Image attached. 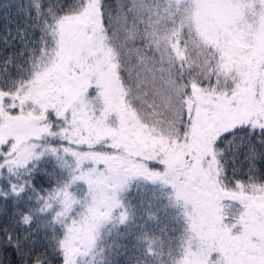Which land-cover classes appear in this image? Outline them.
I'll use <instances>...</instances> for the list:
<instances>
[{
	"label": "snow or ice",
	"instance_id": "snow-or-ice-1",
	"mask_svg": "<svg viewBox=\"0 0 264 264\" xmlns=\"http://www.w3.org/2000/svg\"><path fill=\"white\" fill-rule=\"evenodd\" d=\"M28 83L72 104L49 108L55 121L79 114L115 130L147 163L186 159L249 216L264 213V0H0L9 115ZM46 174L39 162L19 181L0 174V252L15 264H65L39 218L24 216ZM253 230L210 264H264Z\"/></svg>",
	"mask_w": 264,
	"mask_h": 264
},
{
	"label": "rangeland",
	"instance_id": "rangeland-1",
	"mask_svg": "<svg viewBox=\"0 0 264 264\" xmlns=\"http://www.w3.org/2000/svg\"><path fill=\"white\" fill-rule=\"evenodd\" d=\"M66 100L59 89L50 92L28 83L19 92V113L9 115L7 103L0 104V151L5 149L0 169H7L0 174L15 175L16 171L31 169L44 157H53L67 167V179L62 185L65 195L58 210L64 227L59 244L65 264H86L85 256L94 250L98 233L113 218L119 220L122 195L132 184L147 181L170 190L169 201L180 210L185 221L183 253L177 264H210L212 252L222 244L239 243L252 229L255 230L250 232V243L264 239V228H261L264 213L258 211L255 217L249 216L246 201L234 203L233 198L220 194L198 165L180 158L165 163L161 170L147 169L134 159L135 152L115 130H108L79 114L57 122L56 129L45 125L42 121L49 108L56 109L60 115L71 113L72 104ZM75 125L108 134L110 152L89 148L84 152L89 155L90 164L101 163L100 167L93 166L82 172L80 159L83 160L84 154L83 158L79 156L76 148L41 142L48 137H60L77 145L81 141ZM83 144L88 145V140Z\"/></svg>",
	"mask_w": 264,
	"mask_h": 264
},
{
	"label": "trees",
	"instance_id": "trees-1",
	"mask_svg": "<svg viewBox=\"0 0 264 264\" xmlns=\"http://www.w3.org/2000/svg\"><path fill=\"white\" fill-rule=\"evenodd\" d=\"M25 86L26 84L20 85L19 92ZM42 122L50 125L51 129L57 128L58 123L50 113L44 116ZM75 126L81 141L78 146L67 143L66 138L60 137H48V140L41 142L47 145L68 144L76 148L79 156L83 158L84 154L83 160L80 159L82 172L93 166L100 167L101 163L90 164L91 159L84 152L86 148L110 152L111 148L102 146L108 144V134L101 133L98 129L92 131L89 128L87 131ZM86 139L88 145L83 144ZM4 150L3 147L0 151V167L3 166L1 154ZM137 155L138 153H135L132 156L147 169L156 171L162 169L161 164L138 160ZM39 163L41 174L47 173L40 184L43 192L35 191V194L29 197L34 202L27 206L28 211L24 216L29 221L39 218L41 224L49 230V238L55 248L65 257L59 244L64 227L58 210L62 207L65 195L62 185L67 179V167L60 165L53 157H44ZM35 167L36 165L31 169L16 171L13 176L19 181L20 177L27 176ZM27 183L30 184V181ZM22 186V183H17L18 188ZM169 196L170 190L154 181L132 184L121 197L119 220L118 217L113 218V222L98 233L94 250L85 256L86 264H177L183 253L186 224L180 210L171 205ZM0 256L3 257L4 264H15L16 258L11 251L0 252Z\"/></svg>",
	"mask_w": 264,
	"mask_h": 264
}]
</instances>
